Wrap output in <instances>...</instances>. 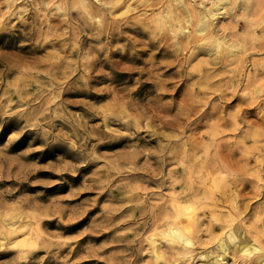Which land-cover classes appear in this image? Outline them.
Segmentation results:
<instances>
[{"label":"rangeland","instance_id":"1","mask_svg":"<svg viewBox=\"0 0 264 264\" xmlns=\"http://www.w3.org/2000/svg\"><path fill=\"white\" fill-rule=\"evenodd\" d=\"M174 1L0 0V264H262L264 0L213 58Z\"/></svg>","mask_w":264,"mask_h":264},{"label":"bare ground","instance_id":"2","mask_svg":"<svg viewBox=\"0 0 264 264\" xmlns=\"http://www.w3.org/2000/svg\"><path fill=\"white\" fill-rule=\"evenodd\" d=\"M200 1V0H199ZM206 1V0H205ZM208 2H202L200 1L199 3L201 5L198 4V6L196 7H192L191 9H189L188 7V1H186L187 3L185 4L184 0H175L174 2H177L180 6V8H182L184 11L181 14H174L173 11L171 10H165L163 15L160 17V24L164 25L166 23H171L170 21H173V31L175 33V35H179L183 32V30H186V24H189L193 27V33H191V35H189L195 42L196 47L195 48H201L204 51H206L208 57H212V56H216V54L221 53V52H225V53H231L234 49H236L238 47V44L240 45L241 43L239 42H235V40H233L234 38H232L231 36L230 38H232V40L234 41L232 43L231 39L230 41L227 40V35L225 34L223 29V34H220V30L223 28L221 27V29H215L212 26V20L217 16L221 15L222 18L221 19H226V15H230V13L232 12L233 8L235 6L238 5H242L243 9H245L248 5H250L249 3L251 2V0H207ZM254 1V0H253ZM165 2V1H164ZM173 2V3H174ZM197 2V1H195ZM163 3V1H162ZM162 3L160 5H162ZM172 3V2H171ZM192 3V2H191ZM198 3V2H197ZM256 3V1H255ZM175 4V3H174ZM173 4V5H174ZM252 4V3H251ZM172 5V4H171ZM257 5V4H256ZM255 5V6H256ZM260 5V4H259ZM175 6V5H174ZM241 6V7H242ZM254 6V3H253ZM252 6V7H253ZM258 6V5H257ZM256 6V7H257ZM161 7V6H160ZM239 7V6H238ZM255 7V8H256ZM249 8V7H248ZM247 8V9H248ZM254 8H251V10ZM264 9V8H262ZM164 10V9H163ZM250 10V8L248 9ZM251 10L249 11L251 13ZM257 10V8H256ZM255 10V12H256ZM160 11V10H159ZM162 11V10H161ZM182 11V10H181ZM160 13V12H159ZM236 13V12H234ZM247 13V10H246ZM249 13V14H250ZM253 14V13H252ZM251 14V15H252ZM255 14L258 13H254L253 16H255ZM159 15V14H157ZM161 15V14H160ZM248 16V15H247ZM245 16V17H247ZM252 16V17H253ZM230 17V16H228ZM238 17V16H237ZM243 17V16H242ZM242 17L240 16V18L242 19ZM251 16H249V18H252ZM255 18V17H254ZM229 19V18H228ZM252 20V19H251ZM255 20V19H254ZM253 20V21H254ZM227 21V20H226ZM229 21V20H228ZM249 21V20H248ZM223 23V22H221ZM171 25V24H170ZM228 25V24H227ZM218 26V25H217ZM223 26H225L223 24ZM228 27V26H227ZM227 30V29H226ZM186 32V31H185ZM56 36V35H55ZM189 37V38H190ZM243 37V36H242ZM243 39V38H242ZM244 40V39H243ZM237 41V40H236ZM246 42V41H244ZM249 44V43H248ZM240 47V46H239ZM238 49V48H237ZM220 55V54H219ZM217 55V56H219ZM223 55V54H222ZM230 57V56H229ZM213 58V57H212ZM232 58V57H231ZM222 59V58H221ZM216 60V59H214ZM220 60V57H219ZM202 61V60H201ZM232 61V60H231ZM230 61V62H231ZM217 62V61H216ZM252 62V61H251ZM250 62V64H251ZM254 63V62H253ZM235 64V63H234ZM254 65V64H253ZM256 65V64H255ZM230 66V65H229ZM208 70V69H207ZM230 72V71H229ZM233 72V71H232ZM207 74H205L206 76ZM212 75V74H211ZM54 76V75H53ZM212 78V77H211ZM248 78V77H247ZM206 79V78H205ZM250 80V79H249ZM251 81V80H250ZM206 82H209V80ZM229 82V80H228ZM249 83V82H248ZM202 85V84H201ZM209 85V84H208ZM229 85V84H228ZM220 86V85H219ZM251 87V82L250 85ZM262 86V85H261ZM211 87V86H210ZM227 87V86H226ZM249 88V87H248ZM253 88V87H252ZM255 88V87H254ZM219 89V88H218ZM251 89V88H250ZM249 89V90H250ZM256 90V89H255ZM254 90V92H256ZM261 90V89H260ZM259 91V89H258ZM257 91V92H258ZM223 92V91H222ZM250 92V91H249ZM252 92V90H251ZM221 93V92H220ZM242 93V92H241ZM250 94V93H249ZM255 93H253V96ZM251 95V94H250ZM247 97V96H246ZM252 97V95L250 96ZM264 97V96H262ZM196 98V97H195ZM248 98V97H247ZM198 99V98H197ZM236 104V103H235ZM216 118V117H215ZM227 124V123H226ZM221 129V128H220ZM213 132V131H212ZM254 132V131H253ZM219 133V132H218ZM252 134V132H251ZM259 135V133H258ZM251 136V135H250ZM225 140V139H224ZM214 142V141H213ZM224 142V141H223ZM212 143V142H211ZM208 144V143H207ZM206 145V144H205ZM204 145V146H205ZM211 146V145H210ZM218 147V146H217ZM206 148V147H205ZM222 148V147H221ZM242 148V147H240ZM208 150V149H206ZM204 151V150H203ZM204 153V152H203ZM205 154V153H204ZM221 154V153H220ZM215 155V154H214ZM230 157V156H229ZM229 160V159H228ZM227 160V161H228ZM232 161V160H231ZM216 163V162H215ZM235 167V166H234ZM226 170V169H225ZM237 170V169H236ZM235 175V174H234ZM237 177V176H235ZM236 181V179H235ZM238 181V180H237ZM243 231V228L237 224L233 227L232 231L226 236V238L221 240V248L222 251L225 253L229 247L233 244H235L238 239L239 236L241 234V232ZM168 237L170 241H173V239L182 244V247L187 248L186 246L190 245V239L187 237H183L182 231L178 228V227H171L168 231ZM219 246V245H218ZM220 247V246H219ZM180 251L182 249H179ZM257 260L258 261H262V264H264V254H259L257 256Z\"/></svg>","mask_w":264,"mask_h":264}]
</instances>
